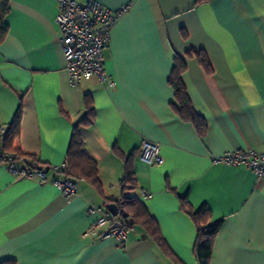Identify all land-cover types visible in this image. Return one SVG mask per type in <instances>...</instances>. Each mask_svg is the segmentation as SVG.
<instances>
[{
    "label": "crops",
    "instance_id": "crops-1",
    "mask_svg": "<svg viewBox=\"0 0 264 264\" xmlns=\"http://www.w3.org/2000/svg\"><path fill=\"white\" fill-rule=\"evenodd\" d=\"M83 2L85 0H77ZM125 13L111 30L104 71L72 86L55 24L56 0H9L7 33L0 42V125L7 130L19 107L11 150L44 165L66 164L75 127L85 153L97 164L99 187L79 179L65 199L52 184L22 177L0 162V261L15 264H198L193 212L221 220L209 264H264V179L245 166L213 164L226 151H264V0H94ZM201 51L206 71L193 53ZM195 113L199 135L173 108L168 83L174 58ZM93 108L78 125L84 99ZM144 139L158 142L163 161L138 157ZM5 146V145H4ZM129 162L135 196L158 226L170 255L141 225L127 243L83 236L96 215L122 197ZM151 193L142 198L139 190ZM107 226L99 231H104Z\"/></svg>",
    "mask_w": 264,
    "mask_h": 264
},
{
    "label": "built area",
    "instance_id": "built-area-1",
    "mask_svg": "<svg viewBox=\"0 0 264 264\" xmlns=\"http://www.w3.org/2000/svg\"><path fill=\"white\" fill-rule=\"evenodd\" d=\"M57 13L55 24L59 32V42L66 61V71L72 86H78L83 79L95 76L99 82L108 88L115 86V81L108 78L104 71V50L108 47L111 30L118 19L125 13L126 7L111 11L94 0H56ZM6 128L0 125V162L7 165L13 175L36 177L40 182H46L51 176L52 184L65 199L77 193L79 180L66 173V164L44 165L16 152L4 149ZM139 159L148 165H159L163 158L160 144L144 139L138 152ZM213 164H230L245 166L251 169L258 178L264 179V151L252 149L223 152L212 158ZM140 197L151 196L149 191L139 190ZM109 203L117 208L122 204L121 197H109ZM87 212L96 218L83 232V236L96 238L114 237L119 247L125 246L130 229L122 226L121 215H112L105 207L88 205ZM120 212V211H119ZM115 223L119 227L111 228ZM107 226L104 231L99 230Z\"/></svg>",
    "mask_w": 264,
    "mask_h": 264
},
{
    "label": "trees",
    "instance_id": "trees-1",
    "mask_svg": "<svg viewBox=\"0 0 264 264\" xmlns=\"http://www.w3.org/2000/svg\"><path fill=\"white\" fill-rule=\"evenodd\" d=\"M202 1L204 0H197V2ZM8 11L9 0H0V42L3 41L7 33L8 26L5 22V17ZM193 53L197 56L200 65L208 71L209 65L204 54L201 51H195ZM184 70V62L179 57H175L172 70L167 80L174 91L175 103H173V108L182 120L192 123L197 133L202 136L205 133V121L201 116L195 113L191 106L190 100L181 81V75ZM84 108L85 112L78 121L77 126L81 124L87 125L92 120L93 108L88 98L84 99ZM20 111L21 108L19 107L15 118L11 124H9L4 135V149L7 151L11 150V145L18 137ZM16 153L24 155L19 152ZM66 173L78 180L82 179L96 187H99L97 164L85 153L83 140L77 131V127H75L71 136V141L66 155ZM132 178L133 172L129 162H127L125 166V175L120 181L122 204L118 207L120 213L126 214L127 217L124 218L121 216V224L127 229H132L135 225H141L144 228L145 233L161 247L162 251L165 254L170 255L162 237L159 234L157 224L148 214L145 206L135 196H126L127 190H133L135 188ZM107 202H110L108 198L105 200V203ZM181 206L183 209L187 210L196 224L197 233L194 255L198 264H209L212 241L221 225V220L211 221L208 212L203 210L204 208L193 212L188 208L184 199H181ZM0 264H15V261L12 259H5L1 260Z\"/></svg>",
    "mask_w": 264,
    "mask_h": 264
},
{
    "label": "water",
    "instance_id": "water-1",
    "mask_svg": "<svg viewBox=\"0 0 264 264\" xmlns=\"http://www.w3.org/2000/svg\"><path fill=\"white\" fill-rule=\"evenodd\" d=\"M105 209H107L112 215H117L118 213H120L117 206L114 203L105 204ZM120 215L124 218L127 217V215L124 213L123 214L120 213ZM116 227H119V223H115L111 226V228H116Z\"/></svg>",
    "mask_w": 264,
    "mask_h": 264
}]
</instances>
